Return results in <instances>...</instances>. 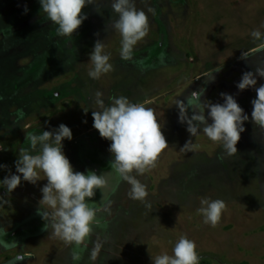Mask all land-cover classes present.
Segmentation results:
<instances>
[{
	"label": "rangeland",
	"instance_id": "374dc122",
	"mask_svg": "<svg viewBox=\"0 0 264 264\" xmlns=\"http://www.w3.org/2000/svg\"><path fill=\"white\" fill-rule=\"evenodd\" d=\"M135 2L146 13L154 8L155 15L148 14L149 33L135 47L133 60L124 61L121 37L111 27L118 19L112 0L87 6L88 19L71 37L57 36L39 0H0V164L8 166L0 169V196L9 201L0 206V239L17 243L8 250L0 247V264H9L17 254L27 257L21 264H91L97 237L107 242L96 264H152L151 255H172L182 236L195 241L199 264H264V127L245 122L238 152L223 157L219 143L190 136L175 105L206 89L202 99L223 103L220 94H231L251 117L257 94L236 85L245 72L264 64V50L250 35L256 29L264 33V0ZM97 40L104 41L113 70L93 80L88 62ZM243 52L247 60L241 59ZM257 79V87L264 84V78ZM96 91L104 94L106 104L120 96L147 101L169 146L154 168L137 176L147 185L150 209L129 199L130 185L114 174L115 191L107 193L110 212L103 210L97 190L89 204L100 209L98 224L88 248L75 249L81 259L74 262V246L45 231L37 214L40 189L47 184L44 174L35 185L22 181L10 196L2 180L9 171L16 174L19 151L29 148L26 132L41 134L61 124L73 132V139L64 141V152L75 171L110 172L111 142L93 127ZM189 139L196 150L180 151ZM202 199L225 201L216 227L206 225L198 213Z\"/></svg>",
	"mask_w": 264,
	"mask_h": 264
},
{
	"label": "clouds",
	"instance_id": "9594fccd",
	"mask_svg": "<svg viewBox=\"0 0 264 264\" xmlns=\"http://www.w3.org/2000/svg\"><path fill=\"white\" fill-rule=\"evenodd\" d=\"M95 2L96 0H39L40 11L48 21L57 26L58 37L74 35L88 19L84 9ZM111 8L118 16L111 27L121 37L120 58L131 61L135 47L149 33L148 14L155 15V9L149 7L146 13L136 7L135 0H112ZM24 11L27 14L29 10L25 7ZM250 35L254 41L260 42L259 49L264 50V33L256 29ZM105 47L104 41L97 40L89 53L88 63L91 67L87 74L93 80H98L113 70L111 55L105 51ZM247 55L243 52L241 59L247 60ZM207 77L209 81L214 80L212 75ZM258 77L264 78V64L258 65L254 72H245L236 85L241 92L254 89L257 94L251 101V117L233 95L221 93L223 103H213L202 99L206 89H201L191 92L187 103L177 99L175 105L179 109L180 123L187 125V132L191 137L203 135L212 142L219 143L223 149V157L235 155L241 133L246 130L245 122L251 120L264 127V84L257 87ZM103 95L101 91L94 93L92 117L93 127L102 138L111 142L109 152L113 158L109 163L110 172L97 174L93 170L86 173L75 171L64 152V141L72 140L73 132L67 125L61 124L58 128L42 131L41 134L26 132L25 140L29 148L20 149L15 161L16 174L9 171V175L2 180L4 189L10 196L22 181L35 185L41 180L40 173L44 174L47 184L40 189L42 198L37 214L44 221L45 231L65 244L74 246V262L81 259L75 249L88 248L94 226L98 224L97 213L100 209L89 204L97 190L102 192L103 210L110 212L112 201L107 199V193L109 190L115 191L111 187L114 174L118 181L130 185L129 199L143 202L150 209L152 205L147 201V185L137 179V176H143L154 168L159 155L169 146L154 110L146 107L147 101L134 103L128 97L120 96L110 97L106 104ZM189 109L192 110L191 116ZM88 111L84 109L85 114ZM195 150L196 144L192 139L180 149L186 153ZM7 168V165L0 164V169ZM7 203L9 201L0 196V206ZM200 204L197 211L202 215L203 222L216 227L226 210L225 201L202 199ZM2 235L3 230L0 229V236ZM106 242V238L101 241L97 237L89 253L91 264H96ZM0 247L8 250L17 247V243L0 239ZM26 258L24 254H17L9 264H21ZM151 259L152 264H199L200 261L195 241L187 236L180 237L175 243L172 255H151Z\"/></svg>",
	"mask_w": 264,
	"mask_h": 264
}]
</instances>
